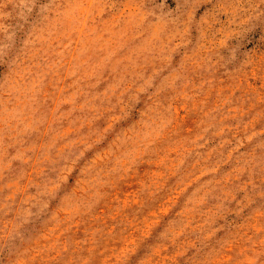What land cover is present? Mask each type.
Wrapping results in <instances>:
<instances>
[{
  "label": "rangeland",
  "instance_id": "rangeland-1",
  "mask_svg": "<svg viewBox=\"0 0 264 264\" xmlns=\"http://www.w3.org/2000/svg\"><path fill=\"white\" fill-rule=\"evenodd\" d=\"M0 264H264V0H0Z\"/></svg>",
  "mask_w": 264,
  "mask_h": 264
}]
</instances>
